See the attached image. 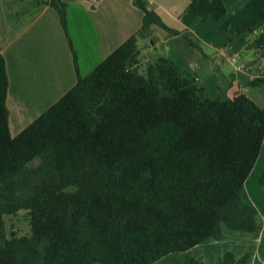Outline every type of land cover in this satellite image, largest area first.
Masks as SVG:
<instances>
[{
	"label": "trees",
	"instance_id": "obj_1",
	"mask_svg": "<svg viewBox=\"0 0 264 264\" xmlns=\"http://www.w3.org/2000/svg\"><path fill=\"white\" fill-rule=\"evenodd\" d=\"M133 2L144 12L141 29L85 76L67 3L48 2L71 46L77 82L16 136L0 45V264H154L221 240L225 227L261 229L259 210L243 191L264 142V107L243 91L211 97L169 57L144 62L139 37L153 25L180 31L145 0ZM227 14L225 0H190L182 21ZM220 28L235 36L259 29L250 45L264 55V0L248 1ZM263 83L264 71L248 85ZM22 210L30 232L13 225L7 232L5 217ZM248 259L228 251L219 264Z\"/></svg>",
	"mask_w": 264,
	"mask_h": 264
},
{
	"label": "crops",
	"instance_id": "obj_2",
	"mask_svg": "<svg viewBox=\"0 0 264 264\" xmlns=\"http://www.w3.org/2000/svg\"><path fill=\"white\" fill-rule=\"evenodd\" d=\"M49 1L0 0V45L9 75L7 106L10 127L13 121L25 126V129L77 82L71 46L59 14ZM62 1L67 3L68 30L72 46L76 49L79 71L83 76L90 73L129 37L139 32L143 25L144 12L133 0ZM247 1L249 0H225L228 8L226 18ZM145 2L161 15L169 27L180 31V34L153 25L149 36H141L142 40H149V46L142 47L138 40L144 62L150 63L161 56L169 57L192 73L211 97L223 94L231 97L237 91H243L264 107V83L256 87L248 85L264 71V55L250 45L258 33L254 32L256 36L225 34L220 26L226 18L215 21L208 17L204 21L197 19L191 25H186L182 21V15L190 0ZM159 48L161 53H158ZM20 132L17 131L13 136ZM263 156L264 142L257 163L246 182ZM259 185H264L260 179ZM245 190L243 197L245 195L247 200ZM248 202L259 210L257 201ZM259 214L262 221L260 230L230 235L235 240L248 238L253 242L249 249L246 244L242 247L246 248L244 252L250 254L245 264H259V261L264 264V218H261L264 211L260 213L259 210ZM245 235L250 237H243ZM2 243L0 237V246ZM242 248L234 247L225 253L231 251L240 258L243 256L240 251Z\"/></svg>",
	"mask_w": 264,
	"mask_h": 264
},
{
	"label": "rangeland",
	"instance_id": "obj_3",
	"mask_svg": "<svg viewBox=\"0 0 264 264\" xmlns=\"http://www.w3.org/2000/svg\"><path fill=\"white\" fill-rule=\"evenodd\" d=\"M230 7H231L230 8V11H231L232 5ZM159 11L162 12L160 9H159ZM256 33H259V29L256 31ZM252 35L256 36L255 33H253ZM139 40H140L139 43L141 44L142 47H144V45L146 47H148L150 44L149 40H142L141 37H139ZM161 52L162 51L159 48L158 53H161ZM142 68L145 69V65ZM24 127L25 126H21V124L19 125L16 122L13 123V121H12L11 127H10V132L12 135H14L17 131L20 132L21 129H23ZM40 161H41V159L39 157H37L32 162L29 163V166L30 167H36L40 163ZM263 166H264V156L261 158L258 166H256L255 171L250 176V179L248 180V182H246V187H245V189H246L245 194L248 195L247 200L254 202V203H255V201H257V203H258L257 205L259 207L260 213L262 211H264V189L261 190V188H264V185H262V186L259 185V179L264 172V170H262ZM244 197H245V195H244ZM244 199H246V198H244ZM253 199H256V200L253 201ZM261 218H264V216ZM5 220H6L7 232H9V228L11 227V225L14 226L15 230H18V232H20L22 234H26V233L30 232V223H29L28 215H27V212L24 210L20 211L17 215L6 216ZM223 232H224V236H223L224 239L222 238L220 241L219 240L218 241L207 240V241L193 247L190 250L183 251V252L170 253L154 264H166V263L189 264L191 258H201L206 264H218L219 263L218 259H221V257H222L221 254L225 253V251L232 249L234 247L235 248L238 247V249H240V248L244 247L245 244L247 245L246 247H248V249H249V245L253 243L252 241H249L248 238H240V240L239 239L235 240V238L230 237V235L232 236V235L241 234V233L245 234V232H243V231L231 230V229H228L227 227H225L223 229ZM243 237H250V236L245 235ZM245 249L246 248H242L240 250L241 253H243V255H244V253L245 254L248 253V252L243 251ZM259 263H260V261H259ZM94 264H102V263H94Z\"/></svg>",
	"mask_w": 264,
	"mask_h": 264
}]
</instances>
